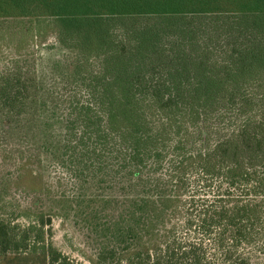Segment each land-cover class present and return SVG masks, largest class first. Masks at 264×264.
<instances>
[{"label":"trees","instance_id":"1","mask_svg":"<svg viewBox=\"0 0 264 264\" xmlns=\"http://www.w3.org/2000/svg\"><path fill=\"white\" fill-rule=\"evenodd\" d=\"M37 17L95 47L97 105L67 118L33 66L0 73L3 264H74L45 241L43 189L26 206L9 189L26 191L25 166L53 146L41 130L61 121L80 127L74 175L109 178L72 195L97 264H264V0H0L1 22ZM21 215L35 220L19 229Z\"/></svg>","mask_w":264,"mask_h":264},{"label":"rangeland","instance_id":"2","mask_svg":"<svg viewBox=\"0 0 264 264\" xmlns=\"http://www.w3.org/2000/svg\"><path fill=\"white\" fill-rule=\"evenodd\" d=\"M24 20V22L20 19L0 21V73L8 66L16 65V59L20 61V64L33 66L42 80V96L46 98L52 91L48 98L51 101L50 105L63 108V113L67 110L65 113L67 118H71L68 110L71 109L70 105L73 102L75 105L90 103L95 108L97 103L89 96L86 88L90 87L88 79L93 76L90 72L97 73V69H99L97 58L93 57L96 52L95 47L89 44L84 45L83 41L58 38L56 32L59 30V25L50 18L40 19L37 17ZM113 26L116 31H123L119 28L122 27L120 20H115ZM92 44L94 43L92 42ZM81 58L84 59V66L80 67L77 72H81L82 78L77 75L75 79L73 77V73L76 71L74 64ZM148 106H153V104ZM74 125L72 133H69L68 136L63 121L55 122L47 128L44 127L41 130V138L48 137L53 143L52 149L44 150L41 153L37 151L36 156L32 155L34 161L25 166V171L29 172H26L21 181L27 178L22 181L24 185L29 184L26 191L18 189V186L13 184V179L9 181L11 187L9 189L18 200V204L20 202L22 206H26V203L34 200L36 196L33 191L28 190V187L34 186L43 189L41 198L46 206L42 209H46V214L51 216L50 221L43 225L45 241L51 243L74 264H97L95 233L86 229L83 213L76 209L72 195L74 190H79L81 194L85 189L88 193L95 194L98 190H102L104 185L106 186V184H96V182L109 178L100 176L101 172L98 171L96 175L99 177L85 184L83 178L80 179L74 175L78 165L74 144H77L80 138V127L77 124ZM76 147L78 148V146ZM5 154L3 150H0V158L6 156ZM8 154L10 155L7 158L13 161V165L7 164L5 172L11 169L13 170L12 175H16L18 163L14 161L12 153ZM17 157L19 159V156ZM81 184L84 185L82 189L80 188ZM23 187L25 188V186ZM59 194L61 196H58ZM1 205H6L3 197L2 200L0 199ZM47 215L45 219H47ZM8 219L6 218V220ZM34 220L33 216L21 215L17 217L15 224L19 225V229H23V225ZM14 256L13 253L7 254L6 257L0 255V264Z\"/></svg>","mask_w":264,"mask_h":264}]
</instances>
